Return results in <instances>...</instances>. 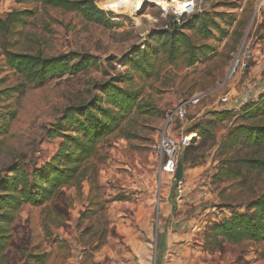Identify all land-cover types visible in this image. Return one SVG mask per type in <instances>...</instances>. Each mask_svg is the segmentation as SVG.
<instances>
[{
    "label": "rangeland",
    "instance_id": "obj_1",
    "mask_svg": "<svg viewBox=\"0 0 264 264\" xmlns=\"http://www.w3.org/2000/svg\"><path fill=\"white\" fill-rule=\"evenodd\" d=\"M92 1L109 13L110 26L42 0H0L2 18L27 12L7 35L10 50L91 58L74 74L31 82L6 64L0 38V178L15 165L30 172L48 162L64 140L58 124L72 133L65 111L103 100L102 84L137 96L136 108L101 139L75 181L47 201H22L8 212L9 222L0 223V264H264V239L218 244L207 237L213 222L249 213L250 202L264 194V170L243 166L237 176L223 174L240 158L258 156L226 145L228 134L263 117L214 116L264 94V0H198L200 10L223 14L217 19L223 33L194 38L210 46L208 53L187 66L182 56L170 62L160 52L143 71L116 64L164 29L169 8L164 14L148 0L129 13L112 9L115 0ZM243 54L246 66L232 72ZM179 107L182 118L173 114ZM163 131L177 141L191 136L176 153L180 187L160 166Z\"/></svg>",
    "mask_w": 264,
    "mask_h": 264
},
{
    "label": "trees",
    "instance_id": "obj_2",
    "mask_svg": "<svg viewBox=\"0 0 264 264\" xmlns=\"http://www.w3.org/2000/svg\"><path fill=\"white\" fill-rule=\"evenodd\" d=\"M42 1L54 7L80 12L85 19L105 26L112 24L111 18H108L109 13L98 8L92 0ZM25 15L26 11H15L9 12L4 18L0 17V38L5 62L25 80L41 83L50 77L74 74L90 63L89 56L74 52L44 56L40 53L10 50L7 35L13 32L16 25L24 23ZM189 16L188 23L184 21L186 15L180 17V23L170 15L164 25L166 28L154 32L145 43L144 49H136L129 56H124L120 60L122 66L143 71V63H148L151 55L160 52L165 54L170 62L182 56L187 66L194 64L210 50L209 45L197 44L194 38L204 40L210 38L214 32L223 33V28L217 21L223 14L201 10ZM100 88L103 100L65 111L63 122L69 126L72 133L63 134L62 122L58 124L61 127L58 135L64 140L48 162L30 172L15 165L10 168V175L6 174L0 178V210H3L0 213V223L9 222L8 212L17 208L22 201L38 205L51 199L63 186L75 181L80 175L82 162L96 153V146L101 139L115 130L125 116L136 108L137 96L132 90L124 89L114 82H106ZM236 112L243 113V119L262 116L263 123H242L233 127L228 134L226 145L246 146L258 156L240 158L238 166L224 170L223 174L227 177L237 176V169L243 166L257 171L264 170V94L259 100L242 102L238 108L214 112V116L217 120L231 119ZM249 208V213H234L219 222H213L207 237L218 244L264 239V194L250 202ZM2 235L0 234V237H3ZM3 243L4 241L0 240V249Z\"/></svg>",
    "mask_w": 264,
    "mask_h": 264
},
{
    "label": "built area",
    "instance_id": "obj_3",
    "mask_svg": "<svg viewBox=\"0 0 264 264\" xmlns=\"http://www.w3.org/2000/svg\"><path fill=\"white\" fill-rule=\"evenodd\" d=\"M167 1V7L162 5L163 0H152L157 6L160 7V9L163 11L164 14L167 13L168 8L175 17V19L178 21L179 18L183 15H191L195 12L201 11L200 6L198 5V0H175L172 2V0H166ZM166 28V26H164ZM247 56L245 57L243 54V57L237 56L235 59L233 65H232V72L236 71V68H244L247 64ZM117 68H121L122 64L117 63ZM173 114L176 117L182 118L184 115L183 108L179 107L176 110H174ZM171 115L168 117V121L171 119ZM191 140V136H184L181 137L178 141L174 140L169 136L168 133L163 131L160 133L158 142H157V149L161 156V169L163 172L168 173L170 175L175 174L176 167H177V161H176V153L178 149L181 146L187 145ZM180 187V180H175ZM179 193L181 190H178Z\"/></svg>",
    "mask_w": 264,
    "mask_h": 264
},
{
    "label": "bare ground",
    "instance_id": "obj_4",
    "mask_svg": "<svg viewBox=\"0 0 264 264\" xmlns=\"http://www.w3.org/2000/svg\"><path fill=\"white\" fill-rule=\"evenodd\" d=\"M148 0H115L113 6H111L112 9H118L123 11H128L129 13L136 12L140 5L142 6L144 3H146ZM175 0H172L174 2ZM167 1L163 0L162 5H166Z\"/></svg>",
    "mask_w": 264,
    "mask_h": 264
},
{
    "label": "water",
    "instance_id": "obj_5",
    "mask_svg": "<svg viewBox=\"0 0 264 264\" xmlns=\"http://www.w3.org/2000/svg\"><path fill=\"white\" fill-rule=\"evenodd\" d=\"M183 176V166L181 163L177 164L176 171L174 174V179L175 180H181Z\"/></svg>",
    "mask_w": 264,
    "mask_h": 264
},
{
    "label": "crops",
    "instance_id": "obj_6",
    "mask_svg": "<svg viewBox=\"0 0 264 264\" xmlns=\"http://www.w3.org/2000/svg\"><path fill=\"white\" fill-rule=\"evenodd\" d=\"M242 102H239V100H237V103L234 105V107H233V105L232 106H230V107H233V108H238V106L241 104Z\"/></svg>",
    "mask_w": 264,
    "mask_h": 264
}]
</instances>
